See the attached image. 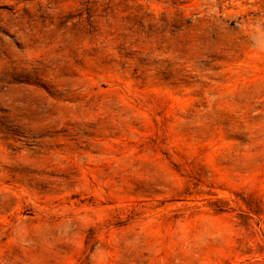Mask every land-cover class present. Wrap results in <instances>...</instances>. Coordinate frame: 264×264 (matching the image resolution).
I'll use <instances>...</instances> for the list:
<instances>
[{
	"label": "rangeland",
	"instance_id": "1",
	"mask_svg": "<svg viewBox=\"0 0 264 264\" xmlns=\"http://www.w3.org/2000/svg\"><path fill=\"white\" fill-rule=\"evenodd\" d=\"M0 264H264V0H0Z\"/></svg>",
	"mask_w": 264,
	"mask_h": 264
}]
</instances>
